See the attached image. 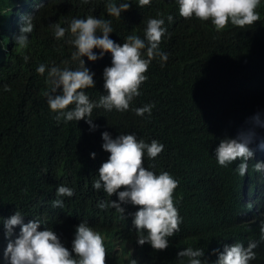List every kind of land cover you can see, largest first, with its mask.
<instances>
[{"label": "trees", "instance_id": "trees-1", "mask_svg": "<svg viewBox=\"0 0 264 264\" xmlns=\"http://www.w3.org/2000/svg\"><path fill=\"white\" fill-rule=\"evenodd\" d=\"M107 2L0 0V216L8 218L18 210L25 215V223L39 219L53 227L70 251L76 227L87 221L105 237L107 264H131L132 259L137 264H180L177 253L189 246L204 248V258L214 264L218 256L212 254L213 249L222 252L224 245L236 242L247 247L251 241L258 246L249 264H264L260 231L264 171L253 170L255 163H264L255 158L264 151V127L251 122L257 114L264 122V0L257 9L260 21L245 28L229 22L220 32L211 21L182 18L176 0H152L143 8L137 7L138 0H130V10L119 19L108 16ZM157 12L165 14L167 33L159 48L168 60L156 57L151 61L145 73L148 79L129 110L94 109L91 118L98 125L94 131L83 119L57 122L44 95L50 89L47 71L40 75L36 69L45 64L75 70L79 63L71 61L75 48L66 43L68 35L57 40L51 25L56 22L67 28L72 19L88 15L110 19L114 29L110 39L123 45L128 35L143 39L147 19L158 18ZM167 15L173 16V23H168ZM24 16H34V31L27 49L21 50L15 47V38ZM94 52L99 55L100 50ZM83 59L85 67L95 73V88L85 92L98 103L107 94L103 71L111 66V53L95 62ZM149 104L154 105L151 115H136V108ZM249 130L255 132L249 144L254 156L241 177L234 169L242 161L221 167L215 149L221 139L237 138ZM103 132L113 139L121 133L135 134L145 143L156 140L164 145L155 159L145 153L144 161L155 174L167 171L179 181L174 202L182 223L166 250L137 243L138 233L129 215L137 207L122 205L126 219L113 208L97 207L101 200L118 201V194L110 198L103 189L92 187L99 167L110 155L102 148ZM61 185L72 188L74 195L57 197ZM55 199L63 201L62 208L52 207ZM14 232L18 234L19 227ZM6 245L0 224V264H7L3 260Z\"/></svg>", "mask_w": 264, "mask_h": 264}, {"label": "clouds", "instance_id": "clouds-1", "mask_svg": "<svg viewBox=\"0 0 264 264\" xmlns=\"http://www.w3.org/2000/svg\"><path fill=\"white\" fill-rule=\"evenodd\" d=\"M91 0H80L82 4H89ZM152 0H138L137 7L149 6ZM179 6V15L190 20L193 17L200 21H211L217 32L229 26L240 28L251 27L260 21L257 9L261 0H176ZM133 3H115L108 0L106 13L109 17L121 18V14L130 10ZM163 12H157L158 18H148L144 31V38L132 34L128 35L123 45L110 39L114 32L110 19L96 18L88 15L86 18H74L68 27L60 23H53L51 27L57 40L68 38L66 43L73 46L71 61H78L79 67L75 70L68 67L61 68L53 65L48 67L41 64L36 71L44 75L47 71L46 83L50 86L44 95L52 112L56 113L57 122H78L85 120L90 130L94 131L98 125L93 123L94 109L103 108L107 111L113 109L124 112L129 110L133 99L140 95V86L148 79L145 73L153 59L159 57L162 62H167L168 54L160 51L159 45L167 33ZM34 16L22 17L23 26L20 34L15 38L16 46L21 50L27 49L30 39L29 34L34 31ZM173 16L167 15L169 24L173 23ZM101 33L102 35H97ZM94 49L100 50L99 55ZM146 51V57L145 56ZM105 53H111V66L103 71L104 89L106 95H101L98 103H93L86 94V89L95 88V73L85 67L84 57L95 62L103 58ZM28 56H24L25 62ZM65 65L69 61L63 62ZM163 66V64H162ZM59 91V94L58 93ZM154 105L149 104L136 108L138 116L145 113L151 115ZM255 126L264 127L259 114L251 118ZM255 132L249 130L241 132L237 138H223L215 149V158L218 165L228 167L237 159L242 162L234 169L241 177L248 172L247 161L254 156L249 147ZM102 148L109 153L106 162L98 170V179L92 187L103 191L111 198L118 194V201L101 200L97 207L102 210L113 208L122 218L126 219V209L122 205L131 204L138 211L131 213L132 223L137 230V243L141 246L149 244L155 251H164L170 246V239L180 232L182 217L174 202V193L179 181L174 179L167 171L159 175L145 167V153L149 159H155L163 150L164 145L156 140L150 144L138 139L135 134L121 133L116 138L108 132L102 133ZM258 155L264 160V151ZM95 158V153L91 154ZM264 162V161H263ZM253 170L257 173L264 171V163H255ZM124 189V190H121ZM74 190L66 186H59L56 190L57 197H72ZM53 208H62L63 201H52ZM25 215L15 210L8 218L0 216L4 237L7 240L3 251V260L7 264H107V249L105 237L89 226L87 221H81L76 227L75 236L71 243V251L65 247L53 227H46L41 220L33 218L24 222ZM44 225V230H40ZM19 227V233L14 229ZM261 239L264 240V223L261 225ZM257 242L251 241L245 247L236 242L233 245H224L223 251L213 249L212 254L218 258L214 264H249L256 258L254 249ZM204 248L186 247L177 253L180 264H209L204 258ZM131 264H137L132 259Z\"/></svg>", "mask_w": 264, "mask_h": 264}, {"label": "rangeland", "instance_id": "rangeland-1", "mask_svg": "<svg viewBox=\"0 0 264 264\" xmlns=\"http://www.w3.org/2000/svg\"><path fill=\"white\" fill-rule=\"evenodd\" d=\"M257 158L261 159V156L260 155H257Z\"/></svg>", "mask_w": 264, "mask_h": 264}]
</instances>
